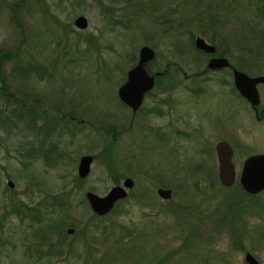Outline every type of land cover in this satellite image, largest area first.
<instances>
[{"label":"rangeland","instance_id":"rangeland-1","mask_svg":"<svg viewBox=\"0 0 264 264\" xmlns=\"http://www.w3.org/2000/svg\"><path fill=\"white\" fill-rule=\"evenodd\" d=\"M14 1L0 0V52L5 55L0 81L4 90L25 103L43 105V117L57 121L48 140L62 157L48 164L41 157H21L19 145L31 139L38 147L39 137L36 141L27 129L6 131L7 120L16 116L10 110L13 100L5 101L0 93V264H31L25 245L38 241L32 234L41 225L26 228L14 216L4 221L5 205L10 200L36 204L51 195L72 207L62 232L64 245L76 254H41L37 260L33 252V264H245V253L264 264V190L246 197L238 181L223 188L213 154L214 143L225 138L221 135L241 146L235 155L239 165L245 154L264 153V118L256 123L251 107L232 94L231 83L222 86L217 81L222 73L204 65L210 53L192 44L203 27L202 36L217 54L245 73L264 74V0H45L53 17L33 0H22L15 18L8 6ZM137 5L145 10L134 13L126 27L105 17ZM78 13L87 20L84 27L73 26ZM142 44L153 48L144 67L151 73L168 68L169 77L155 79L131 114L116 88ZM29 63L36 68L20 73ZM258 86L264 105V86ZM163 104L169 117L179 110L200 125V133L214 131L210 144L183 143L178 154L145 137L135 120L159 124ZM225 107L229 119L221 121ZM43 122L38 117L35 126ZM86 154L92 155L91 166L88 176L79 178L77 162ZM124 178L134 183L127 200L102 220L90 218L84 193L104 195ZM159 187L172 191L169 202L157 197ZM54 219L41 227L51 229Z\"/></svg>","mask_w":264,"mask_h":264},{"label":"trees","instance_id":"trees-1","mask_svg":"<svg viewBox=\"0 0 264 264\" xmlns=\"http://www.w3.org/2000/svg\"><path fill=\"white\" fill-rule=\"evenodd\" d=\"M73 1H77V0H73ZM22 0H16L14 2H8V6L10 7V14L12 15L11 17H16L17 15L15 14L17 6L21 3ZM34 3V5L37 6L38 10H40L41 12H43V14H45L46 12H49V15H51V17H53V13L48 11V3L45 2V0H33L32 1ZM140 10H145L144 7H142L141 5H137L134 9H132V11H119L117 15H113V14H109L107 13V15L105 16L106 19H110L113 23L116 24H120L123 27H126L130 24V21L135 20V18L133 17L134 13L140 11ZM46 11V12H45ZM262 12V11H261ZM264 12V11H263ZM262 12V13H263ZM14 13V15L12 14ZM157 16L159 17H163V20L168 21V18L165 17L163 15V13L157 14ZM264 16V13H263ZM153 18L155 19L156 17L153 16ZM185 22L187 21L185 18L182 19V21ZM53 21V20H52ZM181 21V23H182ZM12 22H14V24L16 25H20L19 20L15 19L12 20ZM180 22V21H179ZM58 24V23H57ZM65 25V24H64ZM181 25V24H179ZM188 32L190 31L189 29H187ZM189 36L192 37L191 31L189 32ZM197 33L199 35H203V27L201 29L197 30ZM203 37V36H202ZM209 42L211 40H208ZM89 42H95L93 40H90ZM212 43V42H211ZM200 51V50H199ZM203 52V51H202ZM205 52V51H204ZM211 54V53H210ZM5 56L4 54H1L0 52V57ZM15 56V55H12ZM36 66H34L33 64H27L25 67H22V71H20V73L26 74L27 72L30 71V69H35ZM145 69H147L145 67ZM148 73H151L150 69H147ZM168 71V68H164L159 70V72H155L154 73V77L157 80V82H160L162 79H164V77H169L168 74L166 73ZM0 78H3V76H1L0 74ZM6 89L5 86H3V83H1L0 81V93L5 97V101H9L8 99H12L13 103L11 101V111L12 113H14V116L16 117H11L9 118L7 121V129L6 131L9 133L10 129L13 128V130H20L22 131V129H27L32 135L36 136V141H37V135L41 136L38 139V143L37 146L35 147L33 145L34 140H25L23 142V144H20L19 147L20 149H18V151L20 150L21 152H19V154L21 155V157H29L34 159L35 157H41L43 161H45L47 164L48 162H50L52 160V162H55V158H60L62 157V155H60L59 153H56L55 151V145H52L51 140H48L50 137L47 136V134L51 135L53 134V130L54 127L56 126V120H54V118L50 121V118H44L42 113L40 112V110L43 109V105L42 106H38V105H34L33 102L28 103V102H24L23 100H19L17 97H14L12 94H10L11 92L8 90H4ZM13 108V109H12ZM24 108L25 110H22L23 113H20V110ZM37 110H39V112H36ZM26 111V112H25ZM35 112V113H33ZM32 116V118H30ZM4 117V116H3ZM40 117L41 121L44 120L43 122V127H39L37 128V126H35V120L36 118ZM56 117L57 120H60V118L62 119L63 116H54ZM6 118V117H5ZM23 118H25L26 120H23ZM29 118V121H27V119ZM63 120V119H62ZM63 122V121H61ZM12 130V131H13ZM35 144V143H34ZM53 156V158H52ZM55 160V161H54ZM29 163V162H26ZM107 168L109 169V164L106 165ZM77 182H79V179H77ZM221 185V184H220ZM223 188H226L225 186H222ZM240 194L243 193L246 197L249 196L248 193H245L244 191L242 192V188L239 190ZM251 197V196H249ZM62 197L60 196H48L44 201L42 202H38L36 204H31V203H24L20 200H10L7 204L5 205L4 209L5 211L4 216H3V220L6 221V219L9 216H14V218L19 219L18 221L21 223H26L25 226L27 227H31L32 224L35 225H40L39 228H37V230H35L32 234V237L35 239H38V241H31L28 242L29 244L25 245V250H26V255L27 257L30 256L29 261H31L33 264V260H31V258L34 256L33 252L36 253L34 259L39 260L41 257L40 255H45L48 258L52 257L54 254H56L57 256H59L60 254H62L64 251H66V253L68 255L70 254H76L74 252V248L71 247L70 245L66 247V245H64V241L63 239H65L66 234L64 232H62V229L64 227L63 223H64V219H68L70 218L69 216V211L72 208L69 203L67 202V200L65 201V199H61ZM125 201L127 200V198H124L122 200H118V202L114 203L115 205L112 206V208L110 209L109 213H113L114 208L116 206L119 205V203L121 201ZM169 202V201H168ZM41 207H49V211L47 210L46 213L41 211ZM109 213L107 214H103V215H99L97 217L96 214L91 213V217L93 219H96L97 221L102 220L104 217H106V215L108 216ZM55 217L56 219H54V221L52 222V228L46 230L45 228H42V224L45 221V225L46 228L48 227V220L51 219V217ZM105 225V224H104ZM90 232V233H94L91 232L90 230H85V232ZM111 231H113V227L112 225L108 226V232H106V235L108 236V238L111 236ZM105 235V237H106ZM31 237V236H30ZM55 239V240H54ZM28 241V240H27ZM31 244V246H29ZM46 246V249L43 250L41 247ZM67 248V249H66ZM242 248V246H241Z\"/></svg>","mask_w":264,"mask_h":264},{"label":"water","instance_id":"water-1","mask_svg":"<svg viewBox=\"0 0 264 264\" xmlns=\"http://www.w3.org/2000/svg\"><path fill=\"white\" fill-rule=\"evenodd\" d=\"M73 26L84 27L87 24L85 17L78 13L71 19ZM192 39V44L197 47L200 51H206L211 53L214 51L215 45L207 42L204 36L194 34ZM136 54V61L127 68L124 73L123 82H121L117 88V97L119 100L126 102V104L133 110L137 104L141 102V93L144 90L150 88L153 79L152 75L146 74V69L143 67V61H147L152 56L153 48L142 44L138 48ZM226 56H210L205 61V66L213 69L215 67L225 66L227 63ZM232 75V85L235 86L240 95L244 96L250 104H256L258 100V94L256 91L257 81L264 82V75L257 73L256 75H250L244 73L238 68L231 69ZM215 157L217 158V178H219V183L223 186H230L232 183L233 175V165L231 163V147L227 145L224 141H218L214 144ZM92 162V155L86 154L78 159L76 166V173L79 178H86L88 176L89 168ZM242 168L240 169V186L243 187L244 191L252 195L257 192H262L264 190V153L250 155V157L245 158L242 163ZM121 185L111 186L107 193L104 195H95L91 191L84 193L85 201L89 205L91 212L97 216L109 213L112 206L118 200H122L127 197V191L133 186V181L131 178H124ZM7 186L11 187V181L7 182ZM157 197L163 200H169L171 197L170 189L159 187L156 188ZM71 233V229H68L67 234ZM244 259L246 264H258L257 259H254L251 254L245 253Z\"/></svg>","mask_w":264,"mask_h":264},{"label":"flooded vegetation","instance_id":"flooded-vegetation-1","mask_svg":"<svg viewBox=\"0 0 264 264\" xmlns=\"http://www.w3.org/2000/svg\"><path fill=\"white\" fill-rule=\"evenodd\" d=\"M215 48H216V46H215ZM215 48H214V51L213 52H211V54H209V55H206L207 56V58H209L210 56H214V55H218V56H226V55H219V54H217L216 52H215ZM227 57V56H226ZM205 61H206V59H205ZM227 61H228V57H227ZM133 64V63H132ZM204 65H205V62H204ZM143 67H144V61H143ZM237 68V66L235 65H232V64H230L229 63V61L225 64V66H222V67H215V68H213V69H210V68H208L207 67V69H208V71H210V72H220V73H222V76H218L217 77V81H218V83L219 84H221L222 86H224L225 84H226V82L227 83H231V85H232V80H231V78H232V75H231V69L232 68ZM239 69V68H238ZM240 70V69H239ZM146 71H147V69H146ZM204 70H202V72H203ZM242 71V70H241ZM156 72V71H155ZM155 72H153V73H150V75H152V79H153V82L155 81V78H154V73ZM244 72V71H243ZM245 73V72H244ZM247 73V72H246ZM146 74H148L149 75V73H148V71L146 72ZM156 74V73H155ZM247 74H249V73H247ZM251 75V74H250ZM264 75V74H263ZM153 82H152V84H153ZM152 84H151V86H150V88L152 87ZM256 84V91H257V94H258V100H257V103L256 104H250V102L248 101V100H246V98L244 97V96H242V95H240V93L237 91V89L235 88V86L234 85H232L233 86V89L232 90H234V93H232L233 95H235V96H238V98L240 99V101L243 103H245V104H248L251 108V111H252V115H254V117L256 118V123H258V122H263L261 119H263L264 118V105L263 104H261V102H260V97H262L263 96V94L260 92V90L257 88V87H259L258 85L260 84V85H263L264 86V82H260V81H257V83H255ZM150 88H148V89H146V90H144V92L143 93H141V102L139 103V104H137V106L133 109V110H131L130 109V107L126 104V102H123L122 101V103L123 104H125L126 106H127V108H129L130 109V111H131V114H133V113H135V109H138L139 108V106H140V104L143 102V98H144V96H148L149 95V91H150ZM230 86L228 87V88H226L225 90H224V92H225V94H227V95H229L230 94ZM189 94L190 93H192V91H190V92H188ZM260 93V94H259ZM121 101V100H120ZM164 105V104H163ZM176 109H178V107H175ZM148 109H151V108H148ZM162 112H161V114H162V117L163 118H160L159 119V124H156L155 126L154 125H152V124H149L148 122L147 123H142L143 121H138V120H135L137 123H136V126L135 127H137L138 129H141V128H143L142 129V131L144 132V134H145V137H147V136H152L155 140H159V143L160 142H164V144L167 146L168 145V148H166V150H170V151H172L173 153L174 152H178V154H182V151H183V149H182V144L183 143H186V144H188V143H191L192 142V144L193 143H196V144H198L199 142H201V144H206V146L208 145V144H210V140L209 139H211L214 135V131H210L209 132V134H208V136L207 135H205V134H202V133H200V130H201V128H199L200 127V125H198V123H195V121H193V122H190L189 121V119H185V118H183V115H181V112H179V110H176L175 112H174V114H175V116L174 117H169V115L167 114L168 112H170V109L168 108V106H166V105H164L163 107H162ZM226 110H227V108L225 107L224 108V110L222 111V115L224 116V117H222V119L220 118L219 120H221V121H228V114L226 115ZM227 112H228V110H227ZM65 123H66V120H63ZM135 121H130V123L129 124H132V123H134ZM161 121V122H160ZM189 122V123H188ZM215 126L214 125H210V129H213ZM216 128V127H215ZM218 134L220 135V132H218ZM217 134V135H218ZM38 137H41V136H39V135H37ZM47 136L48 137H53V135H51V133H50V135L49 134H47ZM222 137H225V138H220V139H218L215 143H218V141H224V142H226L227 143V145L229 146V147H231L230 149H231V157H232V159H231V163H232V165H233V167H234V169H233V172H234V175H233V180H232V183H231V185L233 184V183H235L236 181H238V186H239V188H242V191H244L243 189V187H241L240 186V183H239V180H240V177H239V174H240V169L242 168L241 166H242V163H243V161H244V159L245 158H249L250 157V155H244V159L242 160V162L240 163V165L238 164V162H237V158L235 157V155H236V149H239L241 146L240 145H238L237 143H234L233 141H231L230 139H229V137H226L225 135H221ZM184 141V142H183ZM182 142V143H181ZM214 143V144H215ZM236 145V146H235ZM213 148H214V145H213ZM211 149V148H210ZM210 149L208 150V152H205V153H209V151H210ZM179 150V151H178ZM214 150H215V148H214ZM214 150H213V154L215 155V152H214ZM258 154V153H257ZM251 155H254V154H251ZM216 158V157H215ZM178 159V158H177ZM217 159V158H216ZM238 167L240 168L239 169V173H238V177H236V174H237V169H238ZM216 168H217V164H216ZM220 184V183H219ZM231 185L229 186V187H231ZM223 186V185H222ZM226 187H228V186H226ZM228 187V188H229ZM263 191V190H262ZM245 193H247L246 191H244ZM257 193H262V192H257ZM257 193H254V194H252V195H256ZM249 194V193H248ZM252 195H249V196H252ZM245 255V254H244ZM258 262V261H257ZM246 264V263H245ZM259 264V263H258Z\"/></svg>","mask_w":264,"mask_h":264}]
</instances>
